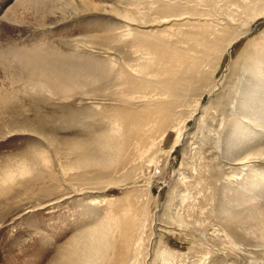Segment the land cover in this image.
Masks as SVG:
<instances>
[{
	"label": "rangeland",
	"instance_id": "374dc122",
	"mask_svg": "<svg viewBox=\"0 0 264 264\" xmlns=\"http://www.w3.org/2000/svg\"><path fill=\"white\" fill-rule=\"evenodd\" d=\"M71 1L0 0V264L79 260L89 254L85 236L109 212L130 228L112 264H264V210L257 214L261 207L234 195L248 163L234 164L225 152L241 133L229 130L233 98L240 101L247 87L238 65L264 46V16L252 25L245 20L264 0L232 7L229 0H91L98 8L141 9L143 22L158 24L130 25L117 54L127 64L122 70L135 78V89L126 83L134 92L124 81L121 87L109 83L103 98L83 91L55 96L20 70L29 61L90 65L109 59L111 53L90 43L124 36L126 22L109 8L73 9L83 0ZM231 16L237 20L227 23ZM164 19L175 21L160 25ZM243 30L230 53L208 62L206 80L198 82L189 70L192 60L205 59L214 45ZM257 65H264V56ZM108 116L118 118L124 135L129 123L153 120L149 136L156 145L141 156L127 139L106 148ZM177 131L182 134L173 146ZM249 163L263 175L264 161Z\"/></svg>",
	"mask_w": 264,
	"mask_h": 264
},
{
	"label": "bare ground",
	"instance_id": "6f19581e",
	"mask_svg": "<svg viewBox=\"0 0 264 264\" xmlns=\"http://www.w3.org/2000/svg\"><path fill=\"white\" fill-rule=\"evenodd\" d=\"M73 1L79 2L80 0H73ZM229 1L230 3H232L230 5L231 7L235 3H239V2H242L245 4L251 3L250 0H229ZM263 4L264 3L260 4L259 9H256V10L252 6L251 10L256 13L252 17L247 18L245 20V24L252 25V23L255 21L256 18L264 16V5ZM206 5L207 4H204V6ZM79 7L83 9L94 7V9H97V11L100 10L103 12L108 11L106 10V8H109L110 13H113L119 20L122 19L123 21L126 22V25H125L126 27H124L125 29L123 28L124 36L120 35L118 37H115L113 35H109L106 38L99 39V40H96L90 43L91 45L94 44L95 46L103 47L105 48L106 52L111 53V55L109 56V59L106 60L105 62L104 60H96V63H90V65H70L69 63H65V62H62V63L43 62V63H37L33 65V61H29L26 64V66H21L20 70L24 72L25 76L28 77V79L36 78L37 82H39L38 86L41 87L40 89L48 90V92H50L51 94H54L55 96L60 95V94L64 95V93H68L71 91H77V92L83 91V92H92L90 94L92 97L94 96L98 98H103V96H105L103 93L105 92L106 89H108L107 85L109 83L110 84L113 83L114 87L115 86L121 87L123 81L125 82V85H127L126 83L129 82L128 83L129 85L130 82H133V80L135 79L133 76L132 78L130 77L131 76L130 73L124 72L122 70L127 64L125 65L124 63L125 61L123 62L122 57L119 56L120 52L119 54H117L118 48L123 44L122 40L125 39V34L127 36L128 34H130V25L134 26V25L141 24L140 26L146 27L149 25H158V24H150V22H143L144 18L147 16V13L145 11H142L141 9L133 10V12L118 11L114 9L112 6L105 5V4H102L98 8L96 5H94V3L91 0L89 1L83 0L80 3H75L73 5V9H78ZM235 9L238 10L239 8L235 7ZM134 12H138V14H135ZM235 20H237V17L231 16L228 19L227 23L235 21ZM169 21H175V19H169V20L164 19L159 24L160 25L167 24V22ZM245 33L246 32H244L243 30L242 32L234 36V38H232L227 43H225L223 46L221 42L219 44L214 45L211 48V50L208 51L209 53L205 57V59L199 60V61L192 60L193 64L189 67V70L194 72L193 76L195 77L199 76L198 82L200 83L205 82L206 73L208 72L207 70H209V67H208L209 65L207 66V64H210L208 62L215 55H217V60L218 59L221 60V58L225 56L224 55L225 52L230 53L232 46L240 40L239 36ZM261 38L264 39V37H261ZM211 44H213V42ZM112 49H115L114 50L115 52L113 53L110 52ZM136 52L138 53L139 50H137ZM259 56H264V46H259V45L255 46V54L245 56L240 61V64L238 65L239 66L238 72L240 73V77H242L241 83L242 85H245L246 84L245 82H247V87L246 89H245V86L243 87L244 91L242 93L240 101L234 98H233V101L231 100L233 103H234V100L238 102L236 103L235 109L232 112V125L230 126L229 130L232 132V134H235V131H240L241 133L237 137L232 136L231 140L233 143L229 144L228 147L225 148V152L227 153L226 156L230 155L231 158H229L230 156L228 157L229 159L226 156H223V157H226L228 160L231 159L234 164L248 163V165L246 164V166H244L245 167V170H244L245 173L243 172L244 175L239 178H236L235 183H238L239 192H236L234 189L232 190L233 192L235 191L234 195L236 197L238 198L246 197L247 199L246 198L245 199L250 207H252V205L261 207L260 209L255 208L257 214H259L261 210H264V206H263L264 185L261 189L258 190V193L262 194L261 197L263 198L257 201L256 199H259V198H257V196L255 195L257 193L255 190L261 185V183L264 184V171H263V175H258L257 170L254 168V166L250 165L249 162H255L256 160L264 161V93L262 92L259 94V91L260 90L262 91L264 87V65H260V66L257 65ZM218 65H219L218 63L212 64L211 65L212 70H214V66L216 68L218 67ZM128 67L131 70V72H137L138 70L137 67H133L131 65H128ZM141 74H142V71H141ZM239 84L240 83H238V85ZM128 85H127V88H129ZM193 85L194 83L192 81L190 83L189 90L192 89ZM137 86H138V83H137ZM207 86L208 84L205 86V88ZM132 88H134V84ZM128 90L133 91L130 88ZM120 91H121V88H120ZM129 91H125L127 95ZM182 92L184 93V96H189L187 95V89ZM120 96H123V95H120ZM156 113H157V109L152 110V114H153L152 116L154 117L155 120L157 119ZM192 116H193V112H191L189 117L192 118ZM107 119L109 120L110 128L108 126V129L105 131V133L107 134H105V138L102 141L104 143V146H106V148L111 150L115 148V145L117 144V142L123 141L125 144L126 141L124 139H127L128 141H131L130 142L131 144L129 146H133L140 153V156H141L143 153H146V152L148 153L150 149L156 145V140L152 138V136H149L150 132L153 131V129L150 128L152 127L150 123H155L153 120L149 119V120H143L141 122L129 123V125L126 127L127 129L126 130L127 132L125 133V135L127 136L126 138V136L123 133V129L122 130L119 129L122 127L120 126L121 124L119 125L120 122L118 118L117 117L112 118L108 116ZM181 134H182V131L176 132L175 141L173 143V146L176 143H178ZM248 135H251L250 136L251 138ZM164 136L165 134H162L161 139H164ZM114 138H116V140H114ZM245 139L247 141H245ZM144 140H148V142L147 141L144 142ZM242 141H244V143ZM123 147L125 146L123 145ZM121 148L122 147H120V150ZM246 148L248 149L246 150ZM117 150L118 149H116V151ZM129 150H131V147L129 148ZM38 154L41 155L40 153ZM38 161L46 162L47 160L41 159ZM241 164H239L238 166L240 167ZM2 180L6 181L5 179H2ZM228 189H230V186H228ZM253 191L255 194L252 193ZM249 194H252V195H249ZM253 195H255L256 197H252ZM127 210L128 209L122 211V215L124 217H127V213H128ZM119 216L120 215L118 213L109 212V214L107 215V218L104 219V222L100 223V226H96L92 228L89 234L86 235L84 238L89 241V246H88L89 254H82L81 256H79V260L73 259V261H70V264H92V263L112 264V262L115 259L116 252L118 250L117 247L120 245L123 246L122 244L126 240L127 236L129 235L128 232L130 231L129 224L126 223L127 220L126 219L124 220V218H120ZM121 220H123L124 223H122ZM79 246L81 245L76 244L72 248L74 250H77ZM70 255L71 254H69V256Z\"/></svg>",
	"mask_w": 264,
	"mask_h": 264
}]
</instances>
